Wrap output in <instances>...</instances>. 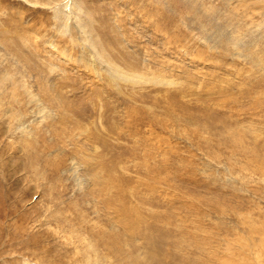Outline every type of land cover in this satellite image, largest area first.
Returning a JSON list of instances; mask_svg holds the SVG:
<instances>
[{
  "label": "rangeland",
  "instance_id": "374dc122",
  "mask_svg": "<svg viewBox=\"0 0 264 264\" xmlns=\"http://www.w3.org/2000/svg\"><path fill=\"white\" fill-rule=\"evenodd\" d=\"M0 264H264V0H0Z\"/></svg>",
  "mask_w": 264,
  "mask_h": 264
},
{
  "label": "bare ground",
  "instance_id": "6f19581e",
  "mask_svg": "<svg viewBox=\"0 0 264 264\" xmlns=\"http://www.w3.org/2000/svg\"><path fill=\"white\" fill-rule=\"evenodd\" d=\"M142 25V24H141ZM143 28V27H142ZM83 34V33H82ZM123 77V76H122ZM51 114V113H50ZM250 232H252V231H250Z\"/></svg>",
  "mask_w": 264,
  "mask_h": 264
}]
</instances>
